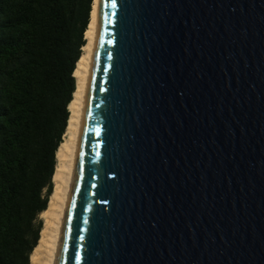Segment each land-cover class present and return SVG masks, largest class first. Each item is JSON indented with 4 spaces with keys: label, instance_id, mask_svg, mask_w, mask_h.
Returning <instances> with one entry per match:
<instances>
[{
    "label": "water",
    "instance_id": "1",
    "mask_svg": "<svg viewBox=\"0 0 264 264\" xmlns=\"http://www.w3.org/2000/svg\"><path fill=\"white\" fill-rule=\"evenodd\" d=\"M54 264H264V0H99Z\"/></svg>",
    "mask_w": 264,
    "mask_h": 264
},
{
    "label": "trees",
    "instance_id": "2",
    "mask_svg": "<svg viewBox=\"0 0 264 264\" xmlns=\"http://www.w3.org/2000/svg\"><path fill=\"white\" fill-rule=\"evenodd\" d=\"M93 0H0V264H29Z\"/></svg>",
    "mask_w": 264,
    "mask_h": 264
},
{
    "label": "bare ground",
    "instance_id": "3",
    "mask_svg": "<svg viewBox=\"0 0 264 264\" xmlns=\"http://www.w3.org/2000/svg\"><path fill=\"white\" fill-rule=\"evenodd\" d=\"M98 1L92 2L89 23L84 32L86 41L73 71L75 90L68 104L69 116L65 132L55 153L53 188L47 207L39 214L42 227L37 244L30 254L29 264H54L55 262L63 214L74 170L82 106L96 30Z\"/></svg>",
    "mask_w": 264,
    "mask_h": 264
},
{
    "label": "rangeland",
    "instance_id": "4",
    "mask_svg": "<svg viewBox=\"0 0 264 264\" xmlns=\"http://www.w3.org/2000/svg\"><path fill=\"white\" fill-rule=\"evenodd\" d=\"M39 218H40V216H39ZM41 219V218H40Z\"/></svg>",
    "mask_w": 264,
    "mask_h": 264
}]
</instances>
